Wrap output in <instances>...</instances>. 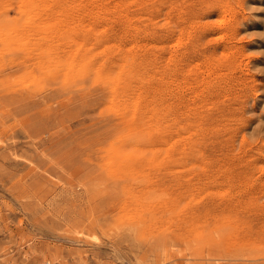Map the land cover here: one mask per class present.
Here are the masks:
<instances>
[{
  "label": "rangeland",
  "instance_id": "374dc122",
  "mask_svg": "<svg viewBox=\"0 0 264 264\" xmlns=\"http://www.w3.org/2000/svg\"><path fill=\"white\" fill-rule=\"evenodd\" d=\"M0 264H264V0H0Z\"/></svg>",
  "mask_w": 264,
  "mask_h": 264
},
{
  "label": "bare ground",
  "instance_id": "6f19581e",
  "mask_svg": "<svg viewBox=\"0 0 264 264\" xmlns=\"http://www.w3.org/2000/svg\"><path fill=\"white\" fill-rule=\"evenodd\" d=\"M202 18V17H201ZM194 65V64H193ZM189 66V65H188Z\"/></svg>",
  "mask_w": 264,
  "mask_h": 264
},
{
  "label": "clouds",
  "instance_id": "9594fccd",
  "mask_svg": "<svg viewBox=\"0 0 264 264\" xmlns=\"http://www.w3.org/2000/svg\"><path fill=\"white\" fill-rule=\"evenodd\" d=\"M253 7H255V6H253Z\"/></svg>",
  "mask_w": 264,
  "mask_h": 264
}]
</instances>
